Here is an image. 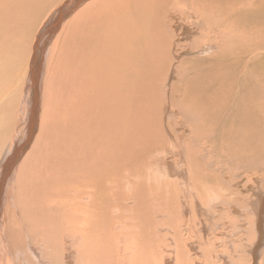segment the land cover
I'll list each match as a JSON object with an SVG mask.
<instances>
[{
    "label": "bare ground",
    "instance_id": "6f19581e",
    "mask_svg": "<svg viewBox=\"0 0 264 264\" xmlns=\"http://www.w3.org/2000/svg\"><path fill=\"white\" fill-rule=\"evenodd\" d=\"M49 1H42L39 4L38 0H35L34 5L31 4V8H36L35 6L46 8L44 4H47V6L52 5ZM53 1L55 2V0L51 2L53 3ZM73 1L69 3L71 6L62 8L60 12L53 14L54 16L48 20L47 26L42 29L43 36L48 35L50 37L55 30L57 31L68 11L70 12L72 8L78 7L83 0ZM9 3L11 4V2ZM133 3L134 0H93L90 4L83 6L73 18V22L89 24V32L84 28L83 45L89 46L99 41L100 37L94 25L99 15H106L107 18L110 15L108 9H113L114 6L118 5L120 13L122 12L123 15L128 13L130 16L134 7L132 6ZM137 3L146 7L145 30L141 25L136 24L135 21L131 20L132 26L124 22V25L130 29L129 35L125 33L114 35L111 37L112 40L108 46L103 43V50H89L87 54L93 56L102 55V57L91 60L95 62L86 69L82 67V61L75 59L76 64L74 66L71 65L73 62L68 64L67 74L62 73L63 77L58 82L55 81L54 87L57 90L53 88L54 97L58 99V102L54 101L53 103V100H50L53 106L50 105L57 108L61 121L60 123L55 122V124L49 123L52 126L51 128L48 127L49 130L40 129L38 137L35 135L37 139L23 158L18 172L20 174V171H27L26 177H23L25 185L23 183L18 185L20 193L22 190L26 200H23V203L20 204V214L15 211L16 215H13L12 218L9 217L10 209L7 203L0 227L1 234L6 221L10 223L11 221L13 223L17 222L18 234L15 236L19 237L20 234L23 236V230L26 229L28 232V237H26L29 240L26 242L27 245L23 243L24 245L22 246L24 248L22 247L23 250L21 251L15 245H11L9 242L8 244L5 243L8 240L0 236V264H11L13 257L18 258L19 256L20 262L16 264H40L37 260L39 258L41 259V264H84L79 260L78 249L69 248L72 253H68L63 247L69 239L75 244L78 238L84 237L86 234H89L92 238L95 237L98 231L95 219L98 215L95 209L93 211L91 208L88 209L86 214L82 213L80 201L84 197H88L96 210H99L101 199L111 205L110 198H112L111 189L114 180L115 155H117L119 161L120 158H123L126 165H128L129 162L136 161L135 156L150 152L161 154L163 150H167L166 146H168L171 153H183L182 147L178 146L179 150L178 147L175 150V145L172 146L170 140L166 139V135L170 137L172 133H177V128L175 127V129L174 126L173 128L168 127L170 124H165V122H162V117L156 116L158 110H156L157 98H159L156 93L158 91L156 83H161V75L158 70L162 62H168L167 57H169L170 51L175 47H179L181 39H191L188 42L189 44L184 46L189 51L203 47L200 55L182 58L181 61L178 60L179 63L177 61L178 77L176 76V84L171 86L174 96H171V100L167 101L173 102L175 97H177L176 99L178 100L176 101L179 103L178 108L180 111L176 112V114L178 113L180 117L177 115L176 117H179L182 125L189 130L188 136L184 132V135H186L184 139L189 137L191 152L186 154L184 158L191 159V163L183 169L176 170H183L184 173L190 172L195 181L198 180L195 173H198L200 177L209 175L207 170L209 167L198 161V158H205V155L209 156V151L206 150V147L201 148L203 143L200 141L220 142L224 141V139L232 140L236 145H231L232 147H241L242 150L251 154V158H256L261 148H264V142H262L264 139V0H137ZM180 9L181 11L185 9L183 12L185 19L181 20L180 25H175L174 22H171L172 17L174 14H180L177 13ZM176 10L177 12L173 13ZM38 13L42 12L35 11V14L33 12L31 18H38ZM92 13L94 16L97 14V16H91ZM21 14L19 13L17 16L20 17ZM226 14L231 16L238 15L236 18L237 23L245 29L249 36L259 39L255 40L251 45H246L242 42L245 38L237 35L236 41L229 42L228 37L218 24V19L225 17ZM148 19H150V22L147 21ZM202 20L205 23H202ZM192 22H194L196 29H193L194 26L189 27ZM113 23H115V19L110 21L109 24ZM70 24L69 22L62 28V39H60L63 41L62 44L65 42V37L72 31L73 24L71 28L65 30ZM195 34L199 36L195 37ZM141 36L144 37L142 38ZM0 40V43H4L5 38L0 35ZM38 43H36L34 49L38 47ZM55 44L58 43L55 42ZM39 47L41 49L44 47L43 39ZM78 48L82 47L77 46L72 51H76ZM166 50L168 53L165 52ZM81 54L79 53V55ZM170 60L172 62V59ZM40 67L41 63L37 67V61L33 57L27 71V74L29 73L28 84L31 85V90L34 91L31 103L33 105L30 104V107L28 106L30 109L25 118L26 138L24 139V144L17 147L13 154L11 153L13 155L11 161L16 157V161H18L23 155L22 153H26L24 152L25 150L23 151L24 146L31 139L33 133L36 114V108L34 107L38 95L35 86L37 83L35 84V82L38 79ZM169 69L170 65H168L166 72ZM181 69L183 70L181 71ZM1 81L0 148L6 142L7 137L10 136V130L14 124L12 117L5 121L3 115L6 113L4 114V111L7 110L12 114L13 109L16 108V105L14 107L8 97H4ZM60 81H62V84ZM178 87L181 89L180 92ZM47 88L44 91L45 101H49L50 87ZM159 90L161 89L159 88ZM57 92H59L58 96H55ZM140 92L145 93L143 104L138 103ZM147 92L149 93L147 94ZM148 101H151L152 105L149 108V113L147 104L150 102ZM136 104H138V109L135 107ZM51 106L48 104V108L44 107L43 109V113L50 117L51 114H58L51 109ZM142 109L145 110L147 116L141 111ZM140 114L145 121L143 125L137 124ZM39 119L41 121V118ZM54 120L56 119L54 118ZM34 128L36 127L34 126ZM200 131H203L202 135L197 138ZM211 132L214 137H212ZM179 137V140L183 139L180 134ZM157 144L163 146L154 149ZM207 147L211 149L212 145ZM220 147L224 148L225 145ZM136 149L140 150L136 152ZM120 154L124 155L120 157ZM171 157L173 158V156ZM182 163H175V165H182ZM4 167H6V163L2 166V174L5 173L3 171ZM1 173L0 181L7 175H2ZM101 173L103 176H101ZM17 175L16 180L19 178ZM188 179L195 184L190 177ZM201 179L204 180L203 178ZM160 180L165 183L162 178ZM22 185L24 187H21ZM172 185L176 188L174 184ZM160 188L166 191L169 189L170 191V193L164 192L161 194L164 199L168 200V198H173V196L175 199L179 198L178 192L168 186L167 188L162 186ZM187 189L189 188L187 187ZM185 192L188 194L187 191ZM182 195L183 192L181 197L185 196ZM58 196L64 197H61L58 211H53L52 208L55 207L53 204L54 198L57 199ZM70 197L71 202L67 204L64 199ZM180 199L182 200L183 198ZM181 204L183 205L184 203L181 202ZM254 207L257 209V204ZM182 208L184 207L182 206L181 210H183ZM254 211L256 210L254 209ZM83 214L87 217L89 215V219L84 220ZM86 216L85 218H87ZM28 218L29 221L27 220ZM23 219L26 221L24 223L25 228L21 223ZM81 223H84L82 227L79 226ZM33 226L39 228V232L42 233V237L39 238L42 244L39 241L38 243L42 245L41 247L45 251H48L47 246L49 245H61L55 248L53 253L48 254L49 258H56L57 260L45 262L37 254L38 247L35 248L37 233ZM84 226L88 227L87 233L83 231L87 229ZM51 228L52 231H50ZM58 228L60 229L57 239L55 241L50 240L51 233L55 235ZM108 231L109 236L115 240L114 230L108 229ZM5 232H3L4 235ZM262 234L260 231L257 235L258 243H256L255 248L253 247L255 250L260 242L264 243L262 242ZM178 241L180 240L177 232L163 234L161 236V246L158 248H146L145 250L136 248L131 253H127L125 250L122 251L123 258L120 264H124V256L129 259L128 264L216 263L212 262L211 255L208 254H203L199 259L198 257L196 258L197 247L189 249L190 247H184L183 244L178 247ZM18 243L17 241L15 244L19 245ZM100 250V252L96 253L94 251L91 259L92 264H111L113 249L108 240L105 241V245ZM255 250H252V254L256 258ZM193 251L194 253L190 255ZM8 253L11 255L10 258L7 255Z\"/></svg>",
    "mask_w": 264,
    "mask_h": 264
},
{
    "label": "rangeland",
    "instance_id": "374dc122",
    "mask_svg": "<svg viewBox=\"0 0 264 264\" xmlns=\"http://www.w3.org/2000/svg\"><path fill=\"white\" fill-rule=\"evenodd\" d=\"M18 1L0 0V35L5 38L4 43H0V46L2 47H0V77L2 80L0 81L2 83L1 87H3L4 97H8L9 101L14 107L16 105V108L13 109L12 114L5 110L4 114H6L3 115L5 121L12 117L14 119V124L10 130V136L7 137L6 142H4L0 148V173L2 172V166H4L6 163V167L3 169L5 173L1 174H7L5 176L6 179L4 178L2 181H0V185L3 184L0 188V227L2 224V215L5 213L7 203L9 204L10 209L9 217L12 218L13 215H16L15 211L20 214V204L23 203V200H26V196L22 194V190L20 193V187L18 186L23 183V177L27 174V171H20V174L18 173L23 158L29 152L31 146L34 145L40 129L49 130V128L52 127L51 124H55V122L60 123L61 121L60 113L56 107H52L53 105L50 102V100H53V103L54 101L58 102V99L54 97V89L57 90V88L54 87L55 81L58 82V80L63 77V74H67L68 64L73 62L71 65L74 66L76 64L75 59L82 61V67L86 69L87 67L92 66V64L95 62L91 60L102 57V55L93 56L87 54L89 50H103V43L108 46L111 43V37L114 35L120 33L129 35L130 29L124 25V22L125 24L128 23L130 26H132L131 20L135 21L136 24L141 25L144 30L146 25V7L143 4H138L137 0H134L132 5L134 7L132 8V13L130 16L128 13H125L124 15L122 12L120 13L118 5L114 6L113 9H108L110 15L107 18L106 15H99L96 23H93L98 32L97 34H99V41L92 45L84 46V28L87 30V32H89V24L81 23V25L79 22H73V18L83 6L90 4V2L93 0H83L78 7H75L74 9L72 8L70 12L68 11V14L59 25L57 31L55 30V32H53L50 37H48V35L43 36L42 29L47 26L49 23L48 20L51 19L57 12H60L62 8L71 6L69 3H71L73 0H70V2L69 0H55L53 3L51 2L52 0H50L49 2L52 5L47 6V4H44L46 8H41L40 6L31 8V4L34 5L35 0ZM42 1L48 0H38V3L41 4ZM9 2H11V4ZM179 7H181V5H179ZM184 10L185 9L182 11L180 9L178 12L177 10L174 11L173 13L177 12L180 14H174L171 22H174L175 25H180L181 20L183 21L185 19V14L183 13ZM32 11L34 14L35 11H40L42 13H38V18H31V15L33 14ZM19 13H22L23 15L21 14L20 17L17 16ZM49 14L50 16L48 17ZM91 16H94V14L92 13ZM96 16L97 14L94 17ZM237 17L238 15L231 16L226 14L225 17L218 19V24L220 25L221 30L228 37L229 42L236 41V36L241 35L245 38V40H242V42L246 45H251L259 38L249 36L245 29H243V27L237 23ZM114 19L115 23L109 24L110 21H113ZM147 21L150 22V19ZM69 22L71 23V26L69 25V27H67L65 30L71 28L72 24L73 28L72 31L65 37L64 44H62L63 41L60 40L62 39V28L66 26V24H69ZM202 23L205 22L202 20ZM20 25L22 26L20 27ZM194 25V22H192L189 27H193ZM193 29H196V27L194 26ZM194 36L198 37L199 35L195 34ZM141 37L143 38L144 36ZM26 38H28V40H26ZM51 38L53 39L51 40ZM42 39L44 40V47L41 49L39 46ZM182 40L183 39L180 41L181 44L179 43V47H175L170 51L169 57H167V60L170 63L166 61H164V63L162 62L161 67L158 70V73L161 75V83H156V88L158 90L156 93L157 97L161 99L156 97L158 99H156V110L158 109L156 116H160V118L162 117L163 121L162 119L161 121L165 122V124H170L168 127L173 128L174 126V128H177H175L177 133H172L170 137L166 135V139L170 140L172 146L175 145V150H177L176 147L178 146L182 147L183 153H171L168 149V146H166L167 150H163L161 154L152 152L148 154L141 153L139 156H135L136 161L129 162L128 165H126L123 158H120L119 161L117 155H115L114 180L111 189L112 198H110L111 205L105 200L101 199L99 203V210H96L95 206L91 203V200L88 197H84L80 201L82 213L86 214L88 209L91 208L93 211L95 209L98 215V217L95 219L97 221L96 229H98L95 237L92 238L89 236V234H86L84 237L78 238L75 241V244H73L69 239L65 242V246L63 247L68 253L71 252L69 248L78 249L79 260L84 264H92L91 259L94 251L95 253L100 252V249L105 245L106 240L109 241L113 249L111 254V264H120L121 259L123 258L122 251L125 250L127 253H131L136 248H141L144 250L146 248H158L161 246V236L163 234H171L174 232H177V235L179 236L180 241H178V247L182 244L184 247H190L189 249L197 247L195 257H198V259L203 254H208L211 255L212 262L219 264H264V243L260 242L261 245L259 244L258 247L261 248L257 247L258 250L254 249L257 245L256 243H258L257 235L260 233V231L263 233L262 242H264V148H261V151L256 156V158H251V154L242 150L241 147H232L231 145H235L232 140L224 139L225 142L199 140L201 143H203L201 148L206 147V150L209 151V156L205 155V158H198V161L209 167L207 169L209 175H202L200 177L198 173H195L198 178V180L195 181L193 175L190 172L184 173L183 170H176L183 169L185 166L191 163V159L184 158L186 154L191 152L189 147V137L184 139V137H186L184 132L185 134H189V130L187 127L182 125V122L179 120L180 115H178V113L176 114V112L180 111L178 108L179 103L176 101L178 100L176 99L177 97H175V101L172 100L174 103L167 101H170V97L174 96L171 86L176 84V79L178 77V66H176V64L178 65L182 58L185 59L189 56L193 57L200 55L201 49L203 47L202 46L201 49L198 50L189 51L187 48H184V46H186V44L188 45V42H190L191 39H185L183 40L184 42ZM37 42H39L38 47L34 49ZM55 42L58 44H55ZM77 46L82 48L72 51V49H75ZM165 52L168 53L167 50ZM79 53L82 54L79 55ZM33 57L37 61V67L41 63L38 73L39 80L37 79L35 82V84L37 83L35 86L36 93L38 94L36 98L37 102L35 103L34 107L36 108V114L34 118V126L36 128L33 126L34 135L32 133L33 137L31 136V139L24 146L23 151L25 150L24 152H26L22 153L24 156L21 155L18 161H16L17 157L11 161V157L13 159V151L16 150L17 147L24 144V139L26 138L25 118L29 112L30 104L33 101L32 96L34 95V91L31 90V85L28 84L29 73L27 74V71ZM68 58L69 60H67ZM170 59H172V62ZM168 65H170V69L166 72ZM182 70L183 69H181V71ZM60 83L62 84V81H60ZM47 87H50L48 98L49 101H45L44 95V91ZM158 87L161 90L163 88L164 91L159 90ZM160 91L163 93L160 94ZM178 91H181L179 87ZM52 92L53 94H51ZM58 93L59 92H57L55 96H58ZM148 93L149 92H147V94ZM142 94L143 93L139 94L141 101L139 99L138 103L140 104H143L145 98V93L143 95ZM141 96L143 97L141 98ZM166 98H168V100H166ZM135 102H137V100H135ZM148 102H150L147 104L149 113V108L152 107V105L151 101ZM175 102L178 104V106ZM48 104L49 106L52 105L51 109L58 113L53 115L51 114L52 118L49 115L43 113L44 107L48 108ZM135 107L138 109V104H136ZM141 111L147 116V113L144 109ZM54 115H56V117H54ZM58 115L59 117H57ZM176 115L179 117H176ZM38 117L41 118V121ZM53 117L56 120H54ZM140 117L141 114L137 124L143 125L145 121L142 117ZM173 119L175 120L173 121ZM202 132L203 131H200L197 138L202 135ZM179 134L183 139L179 140ZM212 137H214L213 133ZM262 142H264V139ZM208 145H212L211 149L207 147ZM221 145H225V147H220ZM162 146L163 145L157 144L154 146V149ZM140 149H136V152H138ZM123 155L124 154H120V157ZM144 155L145 157H143ZM171 156H173V158ZM180 162H183L182 165H175V163ZM15 174H18V180H16L17 178ZM101 176H103L102 173ZM188 177H190L195 182V184L190 182ZM160 178H162L165 183L170 185L161 182L162 180H160ZM5 180L8 181L6 182ZM183 181H186V186L188 185L187 187L189 189H187L186 186L184 187L185 183ZM171 183L174 184L176 188ZM178 184L182 186H179ZM24 185L21 187H24ZM166 185L175 192H178V199H175L173 196V198H168L167 200L161 196V194L164 192L170 193L169 189L166 191L160 188L161 186L167 188ZM180 187L181 189H179ZM180 190L185 196L182 195L183 197H181L182 192ZM185 191H187L188 194H186ZM190 194L193 196H190ZM61 197L64 196H58L57 199L54 198L53 204L55 207L52 208L53 211H58L60 208ZM180 198H183V201ZM64 201L69 204L71 202V197L64 199ZM181 202L184 204L182 205ZM254 204H257L259 208H257L258 210L254 207ZM182 206L185 209L182 208L183 210H181ZM253 207L256 211H254ZM84 214L82 215L83 219L88 220L89 215L88 217L85 215L87 217L85 218ZM182 214H185V216ZM24 219V222L21 221V223L25 228L24 223L26 221ZM27 220L29 221V218ZM83 225L84 223H81L79 226L82 227ZM17 226V222L13 223L11 221L10 223L6 221L3 225V231L0 236H3V238L8 240H5V243L8 244L9 242L11 245H15L22 251V247L24 248L22 245H24L29 240L27 238L28 232L26 229H24L23 236L21 234L19 237L15 236L18 234ZM9 228L12 229L10 230ZM86 228L87 229H84L83 231L87 233L88 227ZM107 228L114 230V235L116 236L115 240L109 236V231ZM34 229L37 233V243L35 245V248L38 247V250L36 251L38 252L37 254H39L45 262L57 260L56 258H49L48 254L53 253V250L61 245H49L47 246L48 251H45L44 248L41 247V241H39V238L42 237V233L39 232V228L34 227ZM59 229L60 228L56 229L55 235L51 233L50 240L55 241L57 239ZM4 231L7 232H5V235L3 234ZM50 231H52V228ZM17 241L19 242V245L15 244ZM38 241L41 244H39ZM49 243L51 242L49 241ZM25 245H27V243ZM252 250H255L254 253L256 254V258L253 256ZM192 253H194V251L191 252L190 255ZM7 255L9 258L11 257L10 253ZM81 256H83L82 259H80ZM124 257V264H128L129 259L126 258V256ZM37 260L41 264V259L39 258ZM19 262L20 256L18 258L13 257L10 263L16 264Z\"/></svg>",
    "mask_w": 264,
    "mask_h": 264
}]
</instances>
